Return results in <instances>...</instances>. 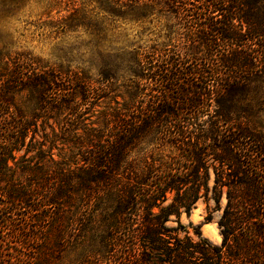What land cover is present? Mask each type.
<instances>
[{"label": "trees", "instance_id": "1", "mask_svg": "<svg viewBox=\"0 0 264 264\" xmlns=\"http://www.w3.org/2000/svg\"><path fill=\"white\" fill-rule=\"evenodd\" d=\"M93 1L71 16L98 43L153 36L123 35L95 77L0 49V264H264V137L230 118L264 79V0ZM210 173L219 245L180 221Z\"/></svg>", "mask_w": 264, "mask_h": 264}, {"label": "rangeland", "instance_id": "2", "mask_svg": "<svg viewBox=\"0 0 264 264\" xmlns=\"http://www.w3.org/2000/svg\"><path fill=\"white\" fill-rule=\"evenodd\" d=\"M50 1L29 0L13 16L9 18L0 16V49L11 52H28L48 64L75 71L84 70L95 77L102 61L110 58L109 53H113V50L115 51L118 47L126 44V38H123V35H128L130 40H137L140 36L141 38L153 36L152 28L149 26L140 28L126 23L117 31L115 39L118 40V44L110 45L104 40L103 37L109 35L108 31L100 35L102 40L98 43L100 37L88 29L75 28V20L71 16V13L79 11L88 17L90 10L96 6L93 0H60L57 9H52L50 18L39 16L38 14L44 9L45 4ZM240 25L245 29L244 23H240ZM241 86L243 87L235 96L237 107L230 118L248 115L247 119L264 137V79L253 78ZM213 109L211 106L210 113ZM244 110H248L250 113L244 114ZM240 119L245 120L244 118ZM212 177L213 175L210 173L207 196H205L207 192L201 190V196L189 215L182 213L180 221L186 226L191 224L193 227H199L203 238L213 245H219L221 237L216 221L221 211L216 210L213 207V202L208 200L210 187L213 184ZM224 204L225 198L222 197L221 208ZM207 219L209 221H206ZM168 225L172 226L174 223H168ZM188 231L189 234H192L191 228H188Z\"/></svg>", "mask_w": 264, "mask_h": 264}]
</instances>
